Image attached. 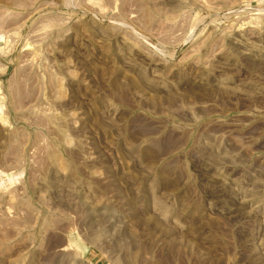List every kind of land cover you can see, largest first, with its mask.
I'll return each instance as SVG.
<instances>
[{
	"label": "rangeland",
	"instance_id": "374dc122",
	"mask_svg": "<svg viewBox=\"0 0 264 264\" xmlns=\"http://www.w3.org/2000/svg\"><path fill=\"white\" fill-rule=\"evenodd\" d=\"M0 264H264V0H0Z\"/></svg>",
	"mask_w": 264,
	"mask_h": 264
}]
</instances>
